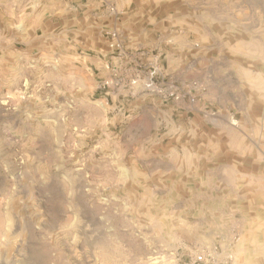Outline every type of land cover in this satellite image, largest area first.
Instances as JSON below:
<instances>
[{
  "label": "rangeland",
  "instance_id": "rangeland-1",
  "mask_svg": "<svg viewBox=\"0 0 264 264\" xmlns=\"http://www.w3.org/2000/svg\"><path fill=\"white\" fill-rule=\"evenodd\" d=\"M0 264H264V0H0Z\"/></svg>",
  "mask_w": 264,
  "mask_h": 264
},
{
  "label": "crops",
  "instance_id": "crops-1",
  "mask_svg": "<svg viewBox=\"0 0 264 264\" xmlns=\"http://www.w3.org/2000/svg\"><path fill=\"white\" fill-rule=\"evenodd\" d=\"M142 14L141 13H134V12H130L128 13V16H126V18H123V20H121L118 23V30L120 28V34L119 36H121V38L123 39L122 41L124 42V47L126 49L125 56L126 58L124 60H116V57L114 56H103V58L98 57L99 59V64L101 68L106 69L107 67L103 64H101V62H104L106 65H110L111 68L115 65L118 64V62L121 61V68L122 67H127L129 69H132L133 67L137 66V61H135V59H133L135 56H137V58H141V60L144 62V58L141 57V55H146L145 52L149 53L151 49L155 48L154 46L160 44V42L154 43V33L152 29H148L147 27L145 29L140 28V24L142 23ZM116 25V23H112V22H107V24H103L102 27H108V28H114ZM98 28V27H96ZM101 27H99L100 29ZM99 37H101V32L99 34ZM111 38L105 37V39H101L98 40L99 44H101V46L99 47L100 51H102V49L104 50H108V47L110 50L106 51V53H113L116 52V50L114 48L110 47V43H111ZM103 47V48H102ZM140 48V52L137 51V49ZM143 48V49H142ZM123 53V55H124ZM101 55H103L101 53ZM141 61V62H142ZM139 63V62H138ZM105 66V67H104ZM162 71L166 74L169 73L168 71H170L172 69L171 65H167L166 70L163 69V67L161 66ZM107 71V70H106ZM108 73H114L113 71H108ZM153 84L152 82V78L149 77H143L142 79H138L136 81L135 84V91H140L142 93V97L147 98L148 104L153 106L154 110H157L158 112L162 113V114H174L176 113L177 107L175 104L172 103H163L161 100L158 99H153L149 96L148 93H144L143 90L144 89H149V87H151ZM113 86V85H112ZM133 87V88H134ZM117 92H115V90H111V94L114 97H119V95H125L124 91L122 89H116ZM129 105V104H128ZM180 112V111H178ZM183 114H186V110H184L183 112H180ZM167 126V125H166ZM180 168H178V163L177 161L174 160H170L168 158L167 155H161L160 160H159V164H158V172L162 175V177H171L172 173H174L175 171H179Z\"/></svg>",
  "mask_w": 264,
  "mask_h": 264
},
{
  "label": "built area",
  "instance_id": "built-area-1",
  "mask_svg": "<svg viewBox=\"0 0 264 264\" xmlns=\"http://www.w3.org/2000/svg\"><path fill=\"white\" fill-rule=\"evenodd\" d=\"M111 48H121L120 42L116 39V33H112V40L110 43ZM132 83H134V80H132ZM155 91L160 94L164 99H178L182 95L178 91V88L172 84H165L161 88H158V85L155 83L154 85ZM183 96H188L191 101H193V95L190 90H187L183 93ZM197 260H202L201 256L197 257Z\"/></svg>",
  "mask_w": 264,
  "mask_h": 264
}]
</instances>
